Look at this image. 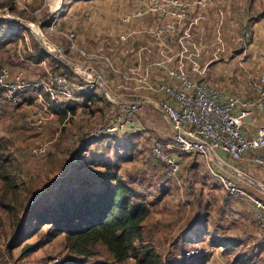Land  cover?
Listing matches in <instances>:
<instances>
[{"label":"rangeland","instance_id":"1","mask_svg":"<svg viewBox=\"0 0 264 264\" xmlns=\"http://www.w3.org/2000/svg\"><path fill=\"white\" fill-rule=\"evenodd\" d=\"M30 1L34 3L25 12L21 11L22 6L15 9L13 6L11 10L27 21L42 22L49 18L50 8L57 2L51 1L48 5L47 0ZM62 2L65 4L62 15L57 17L58 30L74 31L82 48L98 57L100 53L109 55L128 77L133 70H142L140 75L145 76L154 68L158 69L155 74H160L163 68L155 63L161 59L174 61L179 55L178 48L170 53L163 43L145 34H139L137 42L133 39L126 44L120 41V34L125 30L122 17L136 7L137 0H58ZM5 5L10 8L9 4L0 2L1 15L5 14ZM263 14L264 0H211L205 8H194L192 37L196 46L189 48L185 69H189L193 77L202 78L208 86L246 97L256 104L264 88L261 81L264 25H260ZM153 21L159 23L157 18L136 21L137 30L153 27ZM41 28L45 30L43 25ZM45 38L67 50L63 33L47 31ZM0 41L8 43L0 45V64L12 65L19 51L23 57H31L20 35L13 40L3 37ZM30 44L37 50L39 60L48 61L38 68L15 65L13 71L23 70L30 82L46 81L58 61L41 56L35 37ZM139 47L154 54V63L145 69L144 61L140 66L132 64L139 59ZM95 62L97 67H104L103 59ZM193 62L198 64L196 71L192 70ZM103 70L105 75H110L108 80L123 84V89L116 92L119 93L117 102L122 107L141 101L139 96L152 95L145 93L140 84L117 76L112 68ZM67 71L56 70L57 73ZM31 88L21 105L12 106L0 99V139L8 143L15 166L12 174L16 187L8 189L0 176V264H74L81 260L82 257L67 249L65 236L46 240L49 225L29 238V242L41 245L34 254H21L23 242L12 249L9 244L22 236V227L28 232L34 230L32 225H26V216L32 207L44 208L63 199L66 193L80 194L90 188L98 190L93 186L100 184L110 170L139 195L138 202L150 205L151 215L143 227V243L156 250L162 264H241L238 261L241 255L251 257L256 264H264V231L255 221V209L248 202L229 196L209 173L206 164L195 156L186 157L176 178L168 177L165 167L153 157L154 142L164 136L169 138L173 131L152 107L142 106L138 112L141 116L139 126L144 124L145 128L143 133L125 134L120 139L99 138L96 132L108 123L111 115L112 102L108 98L110 103L105 99L108 107L104 101L96 102L71 115L57 112L42 86ZM40 96L49 101L46 120L42 129L29 130L24 121L44 108ZM262 129L264 108L254 105L252 114L247 117L245 132L251 137ZM45 144L47 160L40 161L31 150ZM262 154L264 151L249 152L247 161ZM59 175L65 177L64 186L69 188L61 194L51 189L53 180ZM139 243L137 241L136 245ZM87 260L88 264H138L134 257L117 262L101 244L95 246L94 256Z\"/></svg>","mask_w":264,"mask_h":264},{"label":"built area","instance_id":"2","mask_svg":"<svg viewBox=\"0 0 264 264\" xmlns=\"http://www.w3.org/2000/svg\"><path fill=\"white\" fill-rule=\"evenodd\" d=\"M51 1L55 0H47V4L49 5ZM56 1L50 8L49 18L42 22L27 21L11 10L12 5L10 8L4 6L5 14H0V33L5 34L3 37L10 40L20 35L25 46L30 50L31 57L25 58L19 51L12 65L0 64V99L9 105L18 106L24 103L29 88L42 86L49 101L55 105L56 111L70 114L73 108L78 110L85 108V102L89 98H108L112 102L111 115L108 123L101 125L96 132L99 137L139 132L144 129V124L139 126L141 116L138 112L142 106L152 107L163 115L173 131L172 138H166L164 143L156 140L151 149L155 159L164 165L168 177L178 176L188 155L197 157L206 164L209 173L229 196L245 200L254 206L255 221L264 231V201L251 194L238 181L224 175L217 167V164H226L231 160L243 161L247 159L249 152L264 151V129L251 137L245 132L247 117L252 114L253 106L264 108V88H261L260 100L255 104L246 97L233 96L208 86L202 78L193 77L190 70L185 69L189 48L196 46L192 37L193 10L207 7L211 0H137L136 7L122 17L121 24L125 30L120 34V41L126 44L133 39L137 42V36L145 34L163 43L170 53H175L178 48L179 55L174 61L161 59L160 62L155 63L163 68L160 74H155L157 68L148 71L145 76L140 75L142 70L140 72L133 70L130 77L114 64L109 55L100 53L98 57L82 48L74 31L64 33L58 30L57 17L62 15L65 3ZM0 2L22 6L23 10H29L30 4L32 5L30 0H0ZM149 18L153 20L157 18L159 23L153 21V27L147 26L143 30H137L136 21ZM33 30H37L39 35H35ZM47 31L53 34L63 33L68 44L67 50L61 44H51L45 38ZM32 37L39 41L41 56L56 59L58 66L62 63L67 67V73H57L54 70L49 72L46 81L39 79L38 82H30L23 70L13 71L15 65L23 68H38L48 61L45 58L41 60L37 58V50L30 44ZM153 55L139 47L140 60L136 59L132 64L140 66L144 61L145 69L154 63ZM178 57L181 58L179 61ZM97 59H103V68H112L117 76L140 84L145 93L150 92L153 96H139L141 101L126 103L122 107L117 102L116 95L119 93L116 92L123 89V84L108 80L110 75H105L103 68L97 67L95 62ZM167 63L171 64L167 66ZM193 66L195 67L192 70L196 71L198 64L193 62ZM261 81L264 83V73L261 75ZM160 96L165 97L158 100ZM40 97L44 108L39 109L35 117L24 121V126L29 130L42 129L46 120L49 101ZM31 154L40 161H46L47 145L34 147ZM250 161L264 166V154L257 155ZM241 173L238 172L240 177H242ZM64 179L63 175L57 176L53 180L52 191H58L63 187Z\"/></svg>","mask_w":264,"mask_h":264},{"label":"trees","instance_id":"3","mask_svg":"<svg viewBox=\"0 0 264 264\" xmlns=\"http://www.w3.org/2000/svg\"><path fill=\"white\" fill-rule=\"evenodd\" d=\"M5 4L12 5V9L13 6L14 9L18 8L11 3ZM30 6L32 7L31 4ZM21 11L25 12V10ZM4 35L1 34L0 39H3ZM1 44L8 43L0 41ZM64 69H67V67L62 63L55 68V70L60 71ZM29 89L32 90L33 88ZM102 101L105 102L104 97L89 98L85 102V107H90L92 104ZM106 105L109 106L107 103ZM75 112H77V109L73 108L71 115ZM159 114L157 115L164 119L163 115ZM143 131H145V128L135 134L126 135H138ZM101 137L124 138L123 135ZM169 138H172V136L170 135ZM165 140L167 139L164 136L157 141L164 143ZM13 162L8 143L0 139V176H2L4 185L11 190L16 189L13 182L15 175L12 174L15 167ZM159 163L164 166L161 162ZM101 180L100 184L93 186L95 188L97 186L98 190L97 188H90L85 189L83 192L80 190V194H77V192L66 193L63 199L53 201L40 209L37 208L38 205L36 204L37 206L32 207L26 216V225H32L31 228L34 227V230L28 232L29 230L22 227L20 235L24 236L25 240H22L23 237L21 236L15 242L10 243L9 248L17 247L23 242L22 255L36 253L41 245L40 243L29 242V238L36 235L41 228L49 225V230L45 236L46 240L53 241L60 236H65L67 249L82 257L81 260H76L77 262L75 261L74 264H88L87 259L94 256L95 246L98 244L105 246L117 262L134 257L138 264H162V258L156 250L150 244L143 243V227L145 221L151 215L150 205L138 202L139 195L111 170ZM66 187L63 186L58 191L53 192L61 194L69 189ZM249 204L254 208L251 203ZM137 241L140 242L139 246L136 245ZM238 261L241 264H256L247 255L238 256Z\"/></svg>","mask_w":264,"mask_h":264},{"label":"crops","instance_id":"4","mask_svg":"<svg viewBox=\"0 0 264 264\" xmlns=\"http://www.w3.org/2000/svg\"><path fill=\"white\" fill-rule=\"evenodd\" d=\"M260 25H264V14L260 17ZM154 110L156 111V109ZM156 113L160 115V112ZM217 165L220 172L230 179L238 181V183L244 186L251 194L261 199L264 198V166L253 164L251 161H247V159L240 162L231 160L226 164L219 163ZM239 171L243 173L242 177L238 175Z\"/></svg>","mask_w":264,"mask_h":264},{"label":"water","instance_id":"5","mask_svg":"<svg viewBox=\"0 0 264 264\" xmlns=\"http://www.w3.org/2000/svg\"><path fill=\"white\" fill-rule=\"evenodd\" d=\"M33 32L35 33V35H39V32L37 30H33Z\"/></svg>","mask_w":264,"mask_h":264}]
</instances>
